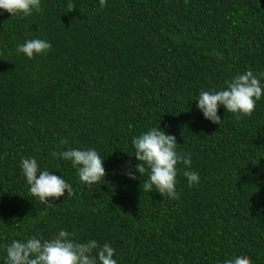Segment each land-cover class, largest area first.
<instances>
[{
  "label": "trees",
  "instance_id": "16d2710c",
  "mask_svg": "<svg viewBox=\"0 0 264 264\" xmlns=\"http://www.w3.org/2000/svg\"><path fill=\"white\" fill-rule=\"evenodd\" d=\"M71 2L69 12V0H41L24 18L0 10V264L13 240L60 230L109 244L117 264H222L241 254L264 264V95L240 120L220 106L219 125L196 107L201 91L224 90L246 71L264 89V0ZM30 39L51 50L18 54ZM158 127L191 157L190 169L176 166L179 199L143 191L135 172L133 138ZM70 149L96 150L103 180L89 187L52 155ZM22 158L74 194L41 203ZM185 170L199 182L189 187Z\"/></svg>",
  "mask_w": 264,
  "mask_h": 264
},
{
  "label": "clouds",
  "instance_id": "9594fccd",
  "mask_svg": "<svg viewBox=\"0 0 264 264\" xmlns=\"http://www.w3.org/2000/svg\"><path fill=\"white\" fill-rule=\"evenodd\" d=\"M100 7L106 5V0H99ZM68 11L75 9L69 0ZM0 10L6 11L11 17L19 15L20 18L28 17L33 12L41 11V0H0ZM52 45L43 39H30L18 45L16 52L22 53L32 59L51 50ZM217 55H219L217 53ZM264 76V73H261ZM226 88L218 91H201L196 107L202 112L205 119L214 124L221 122L217 115L218 108L223 106L226 112L235 114V118L251 116L256 107V102L264 95L260 78L252 71L237 75L230 81H225ZM61 143H67L62 140ZM134 156L138 163L135 172L143 177V191L152 192L155 188L162 197L179 199L176 192L177 164L182 163L186 169L191 168V157L177 152L175 136L167 135L163 130L152 128L132 140ZM54 157L70 161L76 169L81 183L91 187L100 182L106 175L102 157L94 149H70L63 152H53ZM22 174L29 186V192L37 197L41 203L52 206L49 200H55L64 195H73V189L61 176L52 175L49 171L39 170V165L34 158H22ZM37 172L39 177L37 178ZM130 179L137 177L126 173ZM188 186L199 182V174L185 170ZM145 177H147L145 179ZM75 233L60 230L54 238L41 240L35 237L25 241L13 240L6 246V264H117L113 259L115 250L107 243L100 246L97 241L89 240L85 243L76 242L72 237ZM95 251V255H93ZM222 264H251L246 255H235L225 259Z\"/></svg>",
  "mask_w": 264,
  "mask_h": 264
}]
</instances>
